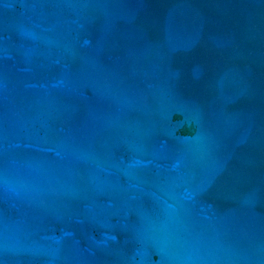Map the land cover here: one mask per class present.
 I'll return each instance as SVG.
<instances>
[{"label":"water","instance_id":"water-1","mask_svg":"<svg viewBox=\"0 0 264 264\" xmlns=\"http://www.w3.org/2000/svg\"><path fill=\"white\" fill-rule=\"evenodd\" d=\"M0 264H264V0H0Z\"/></svg>","mask_w":264,"mask_h":264}]
</instances>
